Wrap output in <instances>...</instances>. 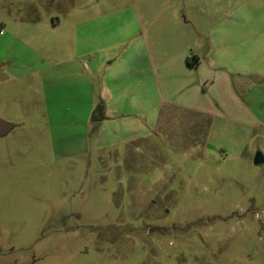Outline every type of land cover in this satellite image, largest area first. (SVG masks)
<instances>
[{"label":"rangeland","instance_id":"374dc122","mask_svg":"<svg viewBox=\"0 0 264 264\" xmlns=\"http://www.w3.org/2000/svg\"><path fill=\"white\" fill-rule=\"evenodd\" d=\"M0 119V264H264V0H0Z\"/></svg>","mask_w":264,"mask_h":264},{"label":"water","instance_id":"95a60500","mask_svg":"<svg viewBox=\"0 0 264 264\" xmlns=\"http://www.w3.org/2000/svg\"><path fill=\"white\" fill-rule=\"evenodd\" d=\"M92 120L95 121L96 118L94 117ZM12 127H13L12 124L0 119V137L6 135L12 129ZM263 163H264V157L260 153H258L255 156L254 164L261 165Z\"/></svg>","mask_w":264,"mask_h":264},{"label":"trees","instance_id":"16d2710c","mask_svg":"<svg viewBox=\"0 0 264 264\" xmlns=\"http://www.w3.org/2000/svg\"><path fill=\"white\" fill-rule=\"evenodd\" d=\"M200 58L196 55H192L191 57L186 58V64L190 68L198 67L200 65Z\"/></svg>","mask_w":264,"mask_h":264},{"label":"crops","instance_id":"0c3cea01","mask_svg":"<svg viewBox=\"0 0 264 264\" xmlns=\"http://www.w3.org/2000/svg\"><path fill=\"white\" fill-rule=\"evenodd\" d=\"M96 121H98V122H99V120H95L94 122H96Z\"/></svg>","mask_w":264,"mask_h":264}]
</instances>
